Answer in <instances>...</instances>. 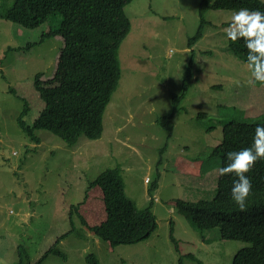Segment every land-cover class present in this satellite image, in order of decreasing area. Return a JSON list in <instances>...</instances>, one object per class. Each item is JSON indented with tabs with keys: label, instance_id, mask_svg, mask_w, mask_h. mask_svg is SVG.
Listing matches in <instances>:
<instances>
[{
	"label": "rangeland",
	"instance_id": "obj_1",
	"mask_svg": "<svg viewBox=\"0 0 264 264\" xmlns=\"http://www.w3.org/2000/svg\"><path fill=\"white\" fill-rule=\"evenodd\" d=\"M13 2L0 0V264H17L21 247L36 264L65 234L42 264H88L89 255L98 264H179L181 257L182 264H194L184 258L188 254L202 264H232L250 245L221 239L217 229L197 231L175 201L211 200L219 166L205 160L220 143L222 124L264 114V84L253 82L246 61L228 47L224 29L233 12L207 11L208 24L191 46L201 0H133L125 8L131 30L119 47L121 80L105 110L103 133L69 147L45 131L35 132V144L16 123L25 103L28 124L44 106L35 75L55 86L78 71L61 61V38L39 42L45 24L25 29L4 19ZM192 52L187 93L173 112L172 95L182 93ZM169 115L171 132L158 123ZM116 167L127 198L142 210L152 204L157 221V230L136 245L113 247L83 222L94 226L104 219L101 190L91 183ZM71 207H79L72 217Z\"/></svg>",
	"mask_w": 264,
	"mask_h": 264
},
{
	"label": "trees",
	"instance_id": "obj_2",
	"mask_svg": "<svg viewBox=\"0 0 264 264\" xmlns=\"http://www.w3.org/2000/svg\"><path fill=\"white\" fill-rule=\"evenodd\" d=\"M133 0H14L4 19L25 29L46 25L39 42L61 38L64 47L60 59L67 66L77 69L78 74L52 86L42 83L41 74L34 77L33 87L44 106L35 120L28 124L24 117L29 111L25 103L16 120L21 131L35 144L39 143L36 131H45L71 147L80 137L98 140L103 133V116L112 95L119 87L121 68L118 51L122 41L131 30V22L125 8ZM241 8L264 12V3L259 0H201L199 7L200 25L188 43L193 46L202 37L207 21L204 14L210 10L234 12ZM228 47L246 61L247 48L243 38L233 41L227 38ZM193 52L182 81V93L172 95L173 112L184 100L188 81L191 78ZM204 114L198 115L202 117ZM169 115L158 119L159 125L172 131ZM264 125V114L255 119H232L222 124V138L206 157L205 163L216 160L219 168L224 166L227 153L250 147L255 127ZM214 130L209 127L208 132ZM121 168L106 169L91 183L100 188L105 210L104 219L87 229L99 240L111 246L136 245L146 241L156 230L157 221L152 213V204L139 209L125 195ZM251 181V190L246 208L240 210L231 199V174L217 179L216 193L211 200L196 202L175 201L177 212L184 216L197 231L217 229L221 239L241 241L250 246L234 256L232 264H264V159L258 160L245 174ZM156 188L153 185L151 190ZM79 207H71L69 215L77 213ZM66 237L62 235L59 239ZM170 238L172 222H170ZM36 264H42L46 256L57 251V241ZM177 246V244L175 245ZM17 264H30L24 248L18 250ZM179 259V264H182ZM194 264H202L194 255L184 256ZM88 264H98L89 255Z\"/></svg>",
	"mask_w": 264,
	"mask_h": 264
},
{
	"label": "clouds",
	"instance_id": "obj_3",
	"mask_svg": "<svg viewBox=\"0 0 264 264\" xmlns=\"http://www.w3.org/2000/svg\"><path fill=\"white\" fill-rule=\"evenodd\" d=\"M224 32L233 41L243 38L252 80L264 84V12L247 8L234 11ZM261 159H264V125H257L251 146L228 152L224 166L217 169L221 175L231 173L236 177L232 181L231 199L240 210L246 208L252 187L245 174Z\"/></svg>",
	"mask_w": 264,
	"mask_h": 264
}]
</instances>
